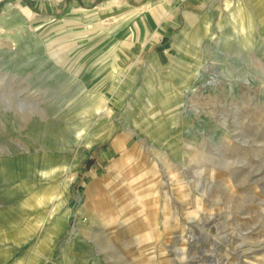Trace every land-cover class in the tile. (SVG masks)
Here are the masks:
<instances>
[{
  "label": "rangeland",
  "instance_id": "374dc122",
  "mask_svg": "<svg viewBox=\"0 0 264 264\" xmlns=\"http://www.w3.org/2000/svg\"><path fill=\"white\" fill-rule=\"evenodd\" d=\"M0 238V264H264V0H0Z\"/></svg>",
  "mask_w": 264,
  "mask_h": 264
},
{
  "label": "bare ground",
  "instance_id": "6f19581e",
  "mask_svg": "<svg viewBox=\"0 0 264 264\" xmlns=\"http://www.w3.org/2000/svg\"><path fill=\"white\" fill-rule=\"evenodd\" d=\"M239 9V8H238ZM238 9H237V11H238ZM252 12V11H251ZM257 16H258V14L256 13V12H254V14L252 13V14H250V15H248L247 17H244V16H239V19H238V23H239V25H240V31H242L243 32V30L245 31V30H248L249 31V33H250V31L253 29V26H254V24H253V22L254 21H256L255 19H257ZM244 35H246V33L244 32ZM243 35V36H244ZM247 38H248V36H247ZM247 38H245V39H247ZM248 40V39H247ZM129 158V157H128ZM116 172V171H115ZM118 172V174L119 175H121V177H124V176H127V180H128V182L130 183V186H132V190L136 187L135 186V184L134 183H137V179L136 180H133V181H129V179H131V175L133 174V171H131V168L129 169V170H119V171H117ZM116 172V173H117ZM115 173V174H116ZM129 175H130V177H129ZM135 177H136V174H135V176H134V179H135ZM65 190H66V184L64 185V187H63V190H62V193H65ZM133 191H135V193H139V190H138V187H136V189L135 190H133ZM49 200H48V197L44 194V193H39L38 194V197L36 196L35 197V200L33 201V203H23L25 206H27V207H32L33 209H37L38 207H40V206H42V205H44V204H46L47 202H48ZM101 205H106L105 203H102V200H100V199H96L95 198V200H94V203H93V207H95V208H98L99 206H101ZM44 224V223H43ZM38 227V225H37V222L35 221H32V223L30 224V226H29V229L27 230V229H23V230H21V234H22V236H25V235H27L28 234V232H30L31 230L33 231V230H35L36 228ZM5 238H8L7 237V234L5 233ZM19 238H21V236H18V237H16L15 239L13 238V240L12 241H14L15 243H18V240H19ZM0 240H3V238H0Z\"/></svg>",
  "mask_w": 264,
  "mask_h": 264
},
{
  "label": "crops",
  "instance_id": "0c3cea01",
  "mask_svg": "<svg viewBox=\"0 0 264 264\" xmlns=\"http://www.w3.org/2000/svg\"><path fill=\"white\" fill-rule=\"evenodd\" d=\"M118 6L123 7V8H128V5L126 3L118 2L116 7H118ZM132 13H134V11ZM127 15H132V14L130 13V14H127ZM143 15H144L143 17L141 16V22H142V25L144 26L146 31H149V29L150 30L152 29L151 23H153L154 19L156 21V26L165 24V23H162L161 19L157 16V13H155L154 11L153 12H148L147 14H143Z\"/></svg>",
  "mask_w": 264,
  "mask_h": 264
}]
</instances>
